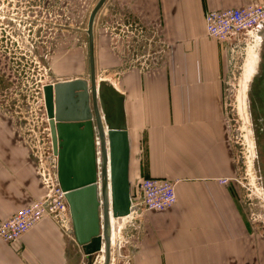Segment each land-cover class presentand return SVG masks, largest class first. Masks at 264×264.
Instances as JSON below:
<instances>
[{"label": "crops", "instance_id": "crops-1", "mask_svg": "<svg viewBox=\"0 0 264 264\" xmlns=\"http://www.w3.org/2000/svg\"><path fill=\"white\" fill-rule=\"evenodd\" d=\"M82 1L89 12L98 2ZM249 1L263 0H106L99 11L104 38L95 20L96 67L104 63V77L123 97L131 195L149 177L172 181L177 194L166 211L124 217L121 253L113 247L112 264H264V233L234 182L237 153L225 101L232 53L208 37L205 24L208 12ZM152 33L161 52L146 67L140 49ZM6 110L0 103V222L47 192L42 155L28 143L32 136L14 132ZM79 151L78 144L70 148V178ZM68 208L69 232L45 218L17 242L0 240V264H84Z\"/></svg>", "mask_w": 264, "mask_h": 264}, {"label": "rangeland", "instance_id": "rangeland-1", "mask_svg": "<svg viewBox=\"0 0 264 264\" xmlns=\"http://www.w3.org/2000/svg\"><path fill=\"white\" fill-rule=\"evenodd\" d=\"M83 4L82 0L74 7L68 0H0V103L7 107L14 132L26 138L32 136L34 141L30 138L28 142L31 147H41V139L45 136L47 111L44 86L56 78L89 81L86 31L91 12L85 10ZM103 22L104 13H99L95 30L99 37L104 38ZM259 31L237 41L229 61L230 79L225 101L226 117L236 144L238 166L234 182L254 226L264 233V114L255 104V82L258 74L262 76L260 69L264 59V24ZM99 47L104 50L101 44ZM259 48L257 72L246 85L250 49L258 51ZM96 71L102 86L110 84L113 87L104 77V63L98 69L96 67ZM78 86L71 88L63 106L64 111L76 119L80 118V108L87 113V89ZM257 88L260 89V86ZM80 96L84 100L82 107ZM92 127L94 142L91 150L96 159L98 177V144L94 124ZM80 130H84V126L78 127L77 131ZM78 137L73 141L80 149L72 158L73 161L76 159L74 166L77 164L76 172L71 175L73 181H82L89 175V162L85 165L88 143ZM99 260L101 263L102 257Z\"/></svg>", "mask_w": 264, "mask_h": 264}, {"label": "water", "instance_id": "water-1", "mask_svg": "<svg viewBox=\"0 0 264 264\" xmlns=\"http://www.w3.org/2000/svg\"><path fill=\"white\" fill-rule=\"evenodd\" d=\"M106 0H99L92 10L87 28L89 53V81L80 82L78 79L54 80L44 86V96L47 119L52 143L51 164H55V157L60 156V148L65 150L73 146L78 136L86 143L89 161L88 178L73 181L61 158H59V183L66 192L69 203L74 232L78 244L82 247L84 264H112V220H118L122 225L123 217L131 213V194L129 181L130 145L128 130L122 108V96L110 86L100 88L97 84L95 60L94 25L96 17ZM100 83V82H99ZM80 85V89H87L85 100L87 113L80 108V118L76 119L64 111L68 92L72 87ZM89 90V93H88ZM81 107L84 100L79 97ZM63 109V110H62ZM75 121H81L75 123ZM94 124L98 144L99 174H96V159L93 145ZM84 126V130L78 127ZM107 131V132H106ZM77 132V133H76ZM70 150V149H69ZM85 152V153H86ZM109 167L111 170V192L108 198ZM99 212L100 218H99ZM116 253L120 256L121 241L120 228H116ZM102 257L101 263L100 258Z\"/></svg>", "mask_w": 264, "mask_h": 264}, {"label": "built area", "instance_id": "built-area-1", "mask_svg": "<svg viewBox=\"0 0 264 264\" xmlns=\"http://www.w3.org/2000/svg\"><path fill=\"white\" fill-rule=\"evenodd\" d=\"M205 24L208 37L225 44L233 53L241 37L260 32L264 24V0L210 11L205 15ZM153 34L146 38L145 46H141L140 49L142 58L146 59L143 62L146 67H150L151 62L161 52ZM44 122H46V129L45 136L41 139L42 145L34 148L42 155L39 158L41 164L39 170L47 192L41 200L20 209L10 218L0 222V240L6 243L19 241L45 218L55 220L66 232L70 230L66 193L60 186L51 164L52 143L47 118ZM222 182L228 183L229 180L225 179ZM138 187L140 194L131 198L130 214L139 211H166L177 202L176 185L168 179L143 178Z\"/></svg>", "mask_w": 264, "mask_h": 264}, {"label": "bare ground", "instance_id": "bare-ground-1", "mask_svg": "<svg viewBox=\"0 0 264 264\" xmlns=\"http://www.w3.org/2000/svg\"><path fill=\"white\" fill-rule=\"evenodd\" d=\"M99 14V13H98ZM98 16V15H97ZM95 38V36H94ZM259 39V38H258ZM260 42V41H259ZM258 42V43H259ZM259 51H260V48L257 50H253L250 49V53H249V59H248V66H247V69H246V74H245V83L246 85H249V81L250 79L252 78L253 74L257 72V68L259 66V61H260V54H259ZM253 81V80H252ZM251 81V82H252ZM97 84H98V87L100 88V83L99 81H97ZM48 120V119H47ZM107 132V131H106ZM252 133V132H251ZM254 145V144H253ZM52 147V146H51ZM71 148V146H68L66 147L65 150L62 149V146L60 148V156L58 158H61V160L63 161V164L66 168V163L68 162V156H69V149ZM66 171L67 170H63L62 173H63V176H66ZM109 186H108V198L110 199V192H111V170H110V167H109ZM59 174V173H58ZM58 179H59V175H58ZM124 219V217H123ZM111 220H112V231L110 232L111 234V238H112V241L114 240L115 236L117 237V231H116V228L119 226L118 224V220H114L112 217H111ZM117 225H116V224ZM116 243H117V240H116ZM113 245V244H112ZM115 247H116V244H115ZM113 249V248H112ZM113 252V250H112Z\"/></svg>", "mask_w": 264, "mask_h": 264}, {"label": "flooded vegetation", "instance_id": "flooded-vegetation-1", "mask_svg": "<svg viewBox=\"0 0 264 264\" xmlns=\"http://www.w3.org/2000/svg\"><path fill=\"white\" fill-rule=\"evenodd\" d=\"M264 58V55H263ZM263 64H262V69H260V73H262L260 76L258 74V77L256 78V82H255V104L256 107L258 106L259 110L261 111V114H264V59L262 60ZM260 76V78H259ZM257 86H260V89L257 88ZM262 121H264V118L262 119Z\"/></svg>", "mask_w": 264, "mask_h": 264}]
</instances>
